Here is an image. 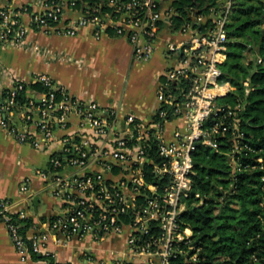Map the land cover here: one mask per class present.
<instances>
[{
	"label": "built area",
	"instance_id": "2783aa9c",
	"mask_svg": "<svg viewBox=\"0 0 264 264\" xmlns=\"http://www.w3.org/2000/svg\"><path fill=\"white\" fill-rule=\"evenodd\" d=\"M39 1L42 10L33 14V22L40 28L74 36L80 27L92 25L98 28L97 38L113 28L118 35L129 38L134 57L139 60L152 56L160 23L167 20L173 25L176 14L172 5L163 8L164 0H100L95 6L86 0ZM236 3L237 0H217L208 14L197 18L199 26L187 24L180 30L191 33L187 42L168 45V52L174 54L177 63L162 74L159 106L149 121L129 114L119 130L112 112L106 115L107 111L101 112L94 102L70 96L46 74L34 77V82H41L45 91L28 95L24 105L16 97L21 91L26 94L31 91L25 82L15 80L5 98L0 89V127L20 142L38 149H52L55 143L63 145L62 151L51 155L49 171L41 175L50 177L52 193L64 200L65 216L50 221L47 230L37 229L31 237L27 235L29 244L7 216L15 213L13 201L0 200V217L24 260L32 254L54 258L55 253L49 247L51 241L65 244L79 234L101 240L109 234L123 233L128 227L127 260L90 262L170 264L171 258L185 254L188 264H200V248L192 242L193 231L180 223V215L190 198L195 199L193 205L204 204L207 198L193 194L194 155L198 146L202 144L222 152V145L226 144L228 150L224 154L233 179L244 171L264 170V157L254 156L261 150L252 146L241 126L239 113L243 105L217 102L230 91L229 82L222 80L221 66L227 58L228 24ZM26 10L0 7V44L23 40L27 30L22 16ZM73 12L77 15L67 17ZM205 16L207 21L201 24ZM245 85L250 84L245 82ZM166 106L176 107L179 115L176 119L183 121V126L176 127L170 138L166 133L168 121L161 122L167 117ZM73 113L82 122L87 121L92 131L72 132L58 138L57 128H66ZM10 115L20 116L18 125L9 119ZM27 123L36 124V134L24 129ZM155 139L162 158L160 163L150 157ZM146 164L153 166L154 182L147 180ZM67 167L84 172L67 177ZM94 167H101L102 171ZM116 170L121 175L118 180L106 178V174H114ZM165 177L167 183L162 186L156 183ZM21 189L27 191L28 186L22 184ZM18 213L28 217L25 212ZM154 225L159 229L158 235L151 234Z\"/></svg>",
	"mask_w": 264,
	"mask_h": 264
},
{
	"label": "crops",
	"instance_id": "0c3cea01",
	"mask_svg": "<svg viewBox=\"0 0 264 264\" xmlns=\"http://www.w3.org/2000/svg\"><path fill=\"white\" fill-rule=\"evenodd\" d=\"M173 0H164L163 8L172 5ZM0 7H13L27 10L22 16L27 32L17 43L0 44V89H9L15 80H21L29 87L34 77L46 74L57 86L84 102H94L100 111L112 112L115 126L121 130L124 119L133 114L149 121L159 106L158 88L162 74L177 63L174 54L168 52V45L187 42L191 33L175 30L167 20L160 23L152 56L147 60L134 57L133 45L129 38L109 28L96 37L97 26H83L74 36L57 34L42 28L36 29L33 14L42 10L39 0H0ZM77 12L67 14V17ZM205 16L200 21L206 23ZM167 52L169 56L167 55ZM31 88V87H30ZM39 91L31 88L27 95H37ZM19 115L9 119L19 124ZM183 121L175 119L166 124L167 137H171L176 127ZM24 129L30 134L37 133L34 123H27ZM87 121L82 122L77 114L68 117L66 128H57V137L77 132L90 133ZM63 145L55 143L52 149H38L22 143L0 127V200L13 201L15 213L25 212L33 218L34 225L27 235L31 237L37 229L47 230L50 221L67 214V207L61 197L55 196L50 177L44 178L41 172L50 169V158L60 152ZM94 170L102 171L101 167ZM84 171L67 167L65 174H82ZM119 171L106 174L109 180H118ZM28 186L27 191L21 189ZM37 199V201H36ZM129 228L123 233L109 234L101 240L90 235L73 236L65 244L53 241L49 247L55 253L54 260L59 264H92L98 261H111L118 258L127 260V238ZM0 264H50L45 258L23 259L17 251L7 225L0 218Z\"/></svg>",
	"mask_w": 264,
	"mask_h": 264
},
{
	"label": "trees",
	"instance_id": "16d2710c",
	"mask_svg": "<svg viewBox=\"0 0 264 264\" xmlns=\"http://www.w3.org/2000/svg\"><path fill=\"white\" fill-rule=\"evenodd\" d=\"M107 1V0H103ZM217 0H173L176 11L173 16L175 30L187 24L199 26L198 17L209 13ZM91 6L100 0H86ZM105 5V4H104ZM102 8H104L102 6ZM36 29H40L35 24ZM227 58L222 64V80L230 84L229 93L219 98L222 105L242 104L239 113L241 126L257 150L264 157V0H237L228 24ZM255 54L256 58H251ZM261 59V62L258 60ZM249 82V86L245 85ZM36 91H45L41 82L30 83ZM248 90L247 98L245 91ZM10 93L2 90L3 98ZM16 100L24 105L28 102L25 91L18 93ZM167 117L161 122L173 121L179 115L176 107L166 106ZM109 119H112L111 117ZM157 120H160L157 118ZM228 150L222 145V152H215L200 144L194 160L202 165L196 166L193 194L207 197L204 204L193 205L194 198L187 201V208L180 215L181 226L193 231L192 242L200 248V264H264V170L255 169L230 177V166L224 154ZM150 157L160 163L158 141L155 139L150 148ZM62 161L64 158L60 155ZM208 165L209 168L205 167ZM147 180L155 181L153 166H145ZM168 182V177L156 183L160 186ZM231 183V186L229 185ZM230 186V190H227ZM236 198V202L232 201ZM237 205L236 207L232 205ZM10 222L18 226L26 239L28 230L34 225L31 217H21L19 213H8ZM3 219V217H0ZM151 234L158 235L154 225ZM37 259L38 254H32ZM50 264H59L52 257H43ZM187 255L182 254L170 259V264H188Z\"/></svg>",
	"mask_w": 264,
	"mask_h": 264
},
{
	"label": "rangeland",
	"instance_id": "374dc122",
	"mask_svg": "<svg viewBox=\"0 0 264 264\" xmlns=\"http://www.w3.org/2000/svg\"><path fill=\"white\" fill-rule=\"evenodd\" d=\"M169 54H170V53H169ZM169 54H168V52H167V55H168V56H169ZM250 57H251V58H256L257 56H256L255 54H254V55H253V54H250ZM225 82H228V81H225ZM247 94H248V90L246 89V91H245V97H246V98H247ZM217 102H218V103H220V102L223 103L222 100H217ZM229 185L231 186V183H230ZM230 186H228L227 190H230ZM236 200H237L236 198H232V201H233V202H236ZM234 204H235V203H234ZM232 206L236 207L237 205L235 204V205H232Z\"/></svg>",
	"mask_w": 264,
	"mask_h": 264
},
{
	"label": "water",
	"instance_id": "95a60500",
	"mask_svg": "<svg viewBox=\"0 0 264 264\" xmlns=\"http://www.w3.org/2000/svg\"><path fill=\"white\" fill-rule=\"evenodd\" d=\"M194 164H195V166H200V165H202V163H201V162H198V161H195ZM205 167L209 168L208 165H205ZM36 201H37V199H36ZM39 257H41V255H39Z\"/></svg>",
	"mask_w": 264,
	"mask_h": 264
}]
</instances>
